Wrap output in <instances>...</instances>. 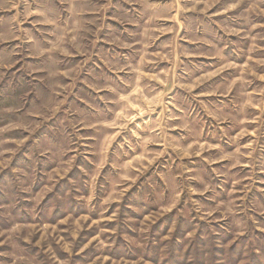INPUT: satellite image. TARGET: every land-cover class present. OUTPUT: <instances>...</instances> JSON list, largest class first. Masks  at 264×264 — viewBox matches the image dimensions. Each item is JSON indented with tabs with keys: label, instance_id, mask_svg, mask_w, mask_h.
<instances>
[{
	"label": "rangeland",
	"instance_id": "374dc122",
	"mask_svg": "<svg viewBox=\"0 0 264 264\" xmlns=\"http://www.w3.org/2000/svg\"><path fill=\"white\" fill-rule=\"evenodd\" d=\"M175 1L185 9L176 23L158 18L144 32L157 39L147 70L166 68L171 50L184 64L200 62L197 128L206 137L220 122L230 136V118L235 131L245 124L246 146L219 157L194 146L183 158L187 169L167 174L162 152L151 169H116L84 154L99 148L83 139L82 75L76 88L56 77L111 47L101 43L113 37L115 1L102 23L94 15L59 37L55 0H0V264H264V0ZM122 2L126 11L131 0ZM57 51L67 58L56 61ZM150 98L135 108L141 126H124L129 146L169 95ZM58 115L64 120L55 124Z\"/></svg>",
	"mask_w": 264,
	"mask_h": 264
},
{
	"label": "crops",
	"instance_id": "0c3cea01",
	"mask_svg": "<svg viewBox=\"0 0 264 264\" xmlns=\"http://www.w3.org/2000/svg\"><path fill=\"white\" fill-rule=\"evenodd\" d=\"M93 1L96 2V0H55V34L59 37L70 28L75 31L81 30L80 26L76 24H89L88 21L96 18L94 15L100 14V17L97 18L102 23L101 15L108 14V10L112 8L111 2L115 1V9L111 11L116 13V17H113L116 26L110 33L113 37L110 41L102 39L101 43L109 44L111 47L103 49L99 55L91 53L85 54L84 58H79L78 62H82L79 69L75 68L76 63L69 64L71 62H68L69 66L58 69L56 74L60 75H55L61 77L62 74L66 78H72V81L68 83L73 82V87H77L75 83L77 72L80 76L82 75V87L79 89L89 95L83 101L84 106L78 112V116L86 125L83 139L91 146L94 142L97 143L99 148L93 151L86 148L84 154H91L99 159L105 158L103 166L108 164L114 166L115 162L116 169H151L156 163V156L162 152V169H165L167 174H173L177 173L178 169H187L184 168L183 158L194 146L203 147L210 157H213L214 153L219 157V151L222 150L232 152V154L240 151L241 148H244L245 151L246 145H241L242 142H240V136L245 132L241 130L245 124L241 126V129L237 128L235 131L236 125H230L229 120L231 121V119L224 117L223 121H227L224 129L230 127L228 128L229 131L231 129L230 136L222 135V132L226 131L222 129L223 126L220 125V122L216 123L215 128L210 131V135L208 133L206 137H203L197 128L200 120L197 114L193 115V111L195 108L196 110L201 108V104L198 102V100L201 101V97L197 90L203 86L205 76L200 62L188 60L186 62L189 65L184 64L180 61L181 57L180 54H177V50L175 52L171 50L169 55L171 62H166V68L147 70L152 64H150L152 62L150 57L154 54L153 46L157 39H148L144 32L150 27H154L153 23L158 18L163 20L167 18L175 24L177 16L185 10L181 4L177 5L176 1L169 0L167 5L160 6L157 4H163V2L157 0H131V5L125 11L122 0H100L97 1L99 7L93 6ZM170 2L173 5H170ZM124 13L128 18L127 21L130 22L128 36L125 34L123 26ZM183 24L185 25V22ZM140 32L143 33L140 35ZM184 43L194 47L187 41ZM196 49L193 51L196 52L198 50ZM59 55L61 53L55 52L56 61H63L67 58V56L60 57ZM68 56L71 57V55ZM186 56H189L187 58L190 59L195 58L194 54ZM73 87H70L71 93L76 88ZM156 88H158L157 91ZM93 94H98V96ZM157 94L158 96L160 94L169 95L167 105L163 108L162 113H158L157 117L145 120L148 132L137 133L135 137H132L134 147L132 144L129 146V143L132 142L125 138V132L129 131L124 126H130L129 129L132 131L134 130L133 125L141 126L139 121L135 122L138 117L133 119L135 108L141 107L143 98L141 99L140 95L145 97V100H152L151 96L157 100ZM190 95L195 96L196 103L193 98L191 101ZM97 100L99 105L94 107ZM230 104L227 105L229 108ZM161 116L162 119H160ZM62 120H64L63 116L62 118L59 115L55 116V124ZM95 126H99L100 129L97 131ZM155 126L159 129L157 132ZM222 137L228 138L234 147L226 146L221 141ZM242 137L245 138L243 135ZM86 143L84 145L89 147ZM126 145L129 149L126 148ZM248 147H250L249 144ZM248 153H251L250 148H248ZM231 168L236 167L232 166ZM207 169L212 168L208 167ZM217 169L222 168L217 165Z\"/></svg>",
	"mask_w": 264,
	"mask_h": 264
}]
</instances>
